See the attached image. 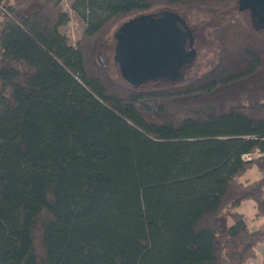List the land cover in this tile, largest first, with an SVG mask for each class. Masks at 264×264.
Returning <instances> with one entry per match:
<instances>
[{
	"label": "trees",
	"instance_id": "obj_1",
	"mask_svg": "<svg viewBox=\"0 0 264 264\" xmlns=\"http://www.w3.org/2000/svg\"><path fill=\"white\" fill-rule=\"evenodd\" d=\"M62 1L0 0V264L255 259L264 229L236 208L264 217V30L238 0H73L86 25L71 45ZM157 5L210 15L217 54L141 88L109 33Z\"/></svg>",
	"mask_w": 264,
	"mask_h": 264
},
{
	"label": "water",
	"instance_id": "obj_2",
	"mask_svg": "<svg viewBox=\"0 0 264 264\" xmlns=\"http://www.w3.org/2000/svg\"><path fill=\"white\" fill-rule=\"evenodd\" d=\"M255 29L264 30V0H238ZM182 19L173 12L140 15L123 22L117 32L115 59L123 76L132 84L159 77L175 80L194 58L190 29L180 28Z\"/></svg>",
	"mask_w": 264,
	"mask_h": 264
},
{
	"label": "rangeland",
	"instance_id": "obj_3",
	"mask_svg": "<svg viewBox=\"0 0 264 264\" xmlns=\"http://www.w3.org/2000/svg\"><path fill=\"white\" fill-rule=\"evenodd\" d=\"M63 10L68 14L69 20L66 24L59 27V32L67 38V42L71 45H74L76 41L81 37L84 29L85 22L72 10L71 5L73 0H63ZM171 10H169V9ZM163 11H170L178 15L184 24L188 26L191 30L193 42L192 50L194 52V58L190 64H187L181 70V76L175 80H169L168 78H157L154 80H147L140 85L141 88H160L170 85L183 84L203 73L205 70L210 68L216 58L217 46L216 43L208 36L207 31L214 25L210 20L212 17L204 13L198 14L195 10L193 11H184L179 9H173L163 5H157L151 8L149 11L144 13H137L131 15L124 19L120 24L114 26L109 33V42L111 45V51L113 45H115L114 34L117 32V28L129 19L138 17L140 15H161ZM248 16V14L246 13ZM249 17V16H248ZM214 22V21H213ZM218 22V21H217ZM221 22V21H220ZM118 66L113 63L111 66V72L114 78L120 80V74L118 71ZM261 175V172L253 166L251 169L246 171L239 180L245 179H255ZM237 211H240L244 214L246 223L251 229L262 228L264 229V217L255 218V203L252 200H244L236 208ZM221 222L225 225L229 224L231 221L225 214H222ZM261 250H263L261 252ZM257 256L253 260H249L246 264H264V242L260 244L257 249ZM259 253V255H258Z\"/></svg>",
	"mask_w": 264,
	"mask_h": 264
},
{
	"label": "flooded vegetation",
	"instance_id": "obj_4",
	"mask_svg": "<svg viewBox=\"0 0 264 264\" xmlns=\"http://www.w3.org/2000/svg\"><path fill=\"white\" fill-rule=\"evenodd\" d=\"M152 16H155V15H153V14H151ZM158 16V15H157ZM133 19V18H132ZM130 20V19H129ZM129 20H127L126 22H128ZM179 26H180V28H184V27H187L188 28V26L186 25V24H184L183 23V21H182V23H180L179 22ZM119 28V27H118ZM117 28V29H118ZM189 29V28H188ZM191 31V30H190ZM114 37H115V49H116V43H117V40L119 39V37H120V34L118 33V32H116L115 34H114ZM159 78H167V77H159ZM157 79V78H156ZM152 80H154V79H152ZM145 81H142L141 83H144Z\"/></svg>",
	"mask_w": 264,
	"mask_h": 264
},
{
	"label": "built area",
	"instance_id": "obj_5",
	"mask_svg": "<svg viewBox=\"0 0 264 264\" xmlns=\"http://www.w3.org/2000/svg\"><path fill=\"white\" fill-rule=\"evenodd\" d=\"M245 159H247V160L251 159V155L250 154H246L245 155Z\"/></svg>",
	"mask_w": 264,
	"mask_h": 264
},
{
	"label": "crops",
	"instance_id": "obj_6",
	"mask_svg": "<svg viewBox=\"0 0 264 264\" xmlns=\"http://www.w3.org/2000/svg\"><path fill=\"white\" fill-rule=\"evenodd\" d=\"M263 250H261V252H262Z\"/></svg>",
	"mask_w": 264,
	"mask_h": 264
},
{
	"label": "clouds",
	"instance_id": "obj_7",
	"mask_svg": "<svg viewBox=\"0 0 264 264\" xmlns=\"http://www.w3.org/2000/svg\"><path fill=\"white\" fill-rule=\"evenodd\" d=\"M258 255H259V253H258Z\"/></svg>",
	"mask_w": 264,
	"mask_h": 264
}]
</instances>
